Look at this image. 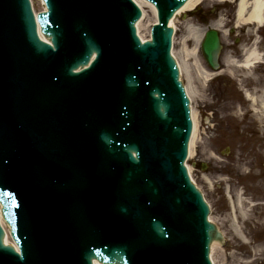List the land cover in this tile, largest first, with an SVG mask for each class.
I'll return each mask as SVG.
<instances>
[{
  "label": "water",
  "instance_id": "1",
  "mask_svg": "<svg viewBox=\"0 0 264 264\" xmlns=\"http://www.w3.org/2000/svg\"><path fill=\"white\" fill-rule=\"evenodd\" d=\"M172 1L174 0H166L164 5L159 6L161 24L155 25L153 28L152 34L154 41L151 43L147 42L146 44H141L136 35V29L134 26L135 20L140 16L139 9H136V5L132 4L133 2L131 0H45L49 11L47 13L41 12L38 15V20L42 25L43 31L53 36L54 44L56 46L59 45L57 53L53 57H50L53 55V49L51 50V47L48 44L38 39L39 37L36 33L34 14L32 9H30L31 5L29 0H0V65L4 62H9L7 61V56L20 55L27 46L32 49L34 48L36 53L43 51V56L45 57L44 61L42 58L40 59L42 60L40 63L43 64L44 69L38 68L37 72L32 71L33 74L29 72L28 75H25V79L19 80L16 77H13L14 81H17L15 82V87L10 83L11 78H8L5 81V87L8 89L12 88L14 92L10 94V96L6 97L8 99H4V94L0 92V150L2 149V145L9 142V139L6 138V136H3L8 134L6 132L8 131L6 128L9 123L18 124L17 127L13 129V132L19 134L18 138L15 137L16 142L22 138L23 134L28 133L27 131H33L32 128H35L38 120L36 118V111H40V113H42L43 109L39 108V105H37V107L31 106L35 105L37 102V98L33 97L36 95L41 97L42 94L40 91H45V87L52 85L54 82L57 87H59V84L61 85L66 83L68 80V74L70 76L75 75L74 73L78 72L79 69L83 67L79 66L82 63L80 61L89 59L93 50L97 51V57L100 58V62L98 63L96 61L93 66L98 67L95 72V74L98 73V75L95 76L102 78L97 79L98 86L93 89L94 92L91 89L92 84L90 83L86 96L89 95L88 92H92L93 95L86 97L84 88H82L83 85L81 83H76V86H73L67 94H63L64 99H59L55 102V106H63L67 103L66 100H70L72 105L75 104L76 106V110L68 107L74 115H79L80 113L91 115L98 107L103 112L102 117L100 118L102 120L101 122L106 123L104 124L106 126L108 123H111L112 125L114 123L116 125L119 123V117L122 115L119 108L118 110L112 109L115 104L114 102L117 101V98L106 96H113V94L118 90L116 82V79H118L117 70L119 73L124 72L123 76L125 79L123 86H125L124 88H126L127 91L122 89L121 93L119 90L118 95H120V97L124 96L126 99V96L128 97L130 93L134 92L135 96H132L130 99L132 101L127 103L128 110L132 111L134 106V110L137 107H140V109H145L147 115L151 116L150 122L152 123L151 126L153 133L151 135V139H149V151L152 150L154 152V147H156L159 141H161V148L164 149L156 156V158H154L152 153L149 154L150 157L153 158L150 159L151 163L148 166L146 165V161L144 159L140 161L139 166H137L139 173L137 172V177L135 178L138 181L134 183L130 182V179H127L128 183L132 186L131 188L134 190L131 191V189L128 188L130 186L129 184L120 186V192H123L122 198H120L118 202L112 203L115 206L112 212L117 210V213H122V219L125 225L128 224V228L133 229L145 226L144 230L146 231L147 239L149 238L150 231L152 230L154 235L157 236L156 238L160 239L159 242L155 243L161 246L164 244L165 237V231L163 230V227H161V221L159 219L157 221L153 219L151 225H149L148 215H142L143 212L140 208L141 204L139 209H135V211H131L129 204H132V199H134L136 192H140V194L136 193L139 194V196L143 193H147L149 201L154 207L157 205L155 200H162L160 202L161 207L166 206L168 208V213H166L167 215L165 216L164 221L168 222V230L171 231L170 234L172 237L176 238V243L179 246L177 253L180 254L183 252L182 257L188 264H210L207 259L208 245L214 228L213 225H210L207 222V206L204 205L202 198L195 187L191 185L187 177L186 169L184 165H182L186 157L185 154H187V143L190 136L189 133H191V121L187 105L188 102L183 94L181 85L176 78L171 80L169 77V79L166 80L167 83L163 84L157 81L155 77V70H157L162 59L160 54H158V51H153L152 47H160L163 51L166 50L167 55L169 54L172 29L167 27V22L173 13L171 11L179 6V3H175L169 11L168 5L169 2L171 3ZM185 1L186 0H182L183 3ZM167 2L168 4L166 5ZM192 2L193 0H187V2L175 13L173 18ZM181 4L182 3H180V5ZM135 12H138V16L136 19L132 20L130 16L134 15ZM141 14L142 17L137 22V26L140 25L145 18V15L143 13ZM118 17L122 18L121 22H119ZM173 18H171L169 26L171 25L174 28ZM64 19H69L66 26H63ZM56 21H58V24L57 27L54 28ZM75 21H77V23ZM90 31L93 34H99L101 36V43L103 46L99 47V43L92 40L93 38L90 37ZM85 35L89 37H87L86 40L82 38ZM78 37H81L80 39L86 44L81 46L85 49V54L82 58L84 60L78 61L76 60L77 58H75L73 60L75 62L72 63L69 71L68 69L64 70L65 67L63 66H65L66 62L72 60V47L74 45H78L79 43L81 44V42L77 40ZM217 40L218 34L215 30L208 31L205 40H203V50L206 52V56L209 60L208 62L213 66V62H215L214 60H216L217 57V52H215L216 50L213 51V48L218 42ZM101 48L104 50L103 57L101 55ZM131 51L133 54H131L130 60L126 65V61L123 57L124 55H130ZM174 52L175 49L173 46L172 53L175 56ZM61 54H65V56L62 58ZM115 57L119 59L121 58L120 62L116 63L113 61V59L115 60ZM14 58L18 59V57ZM140 58L143 62L142 65L144 68L139 62ZM168 58L169 57L167 56V59L166 61H163V64L168 65L169 69L176 72L174 69V63H172ZM71 67L74 68L73 71ZM125 67H128V70L125 71ZM145 68H148V70ZM179 68L181 71V79L185 80V76L180 65ZM34 69H37V66H35ZM150 70L154 71L150 72ZM126 72H128V74ZM84 74L88 75L86 72ZM75 76L78 75L76 74ZM5 77L6 71L4 65L0 69V78L5 79ZM110 77L113 78L110 79ZM114 77H116V79H114ZM78 78H80V76ZM3 86L4 85H0L1 88ZM54 88L55 87L53 85V89ZM133 89H135V91H133ZM136 90L138 91L137 93H135ZM58 91L59 88H57V92ZM161 91H164V94L160 93ZM149 92H151V94ZM149 94L151 95L152 100L150 101L152 103L148 106V110L147 106L143 103V98ZM136 96L141 99L139 100ZM162 96L164 98L161 100L160 98ZM102 97L106 99L105 102L102 100ZM107 103L111 104V106H109V110L108 108H105ZM8 110H10V113H8ZM134 110L132 112L135 113L136 111ZM172 110L174 114L170 113ZM31 111H35L31 114L32 116L28 113ZM11 112H13V115L9 117ZM25 114L32 117V119L26 122V124L23 122ZM192 122H194L193 115ZM56 128H58V126ZM78 128L80 131L82 130V127L79 126ZM42 132L43 133L41 134L43 137L51 136V133H48V130ZM121 132H123V130L114 133V135L110 138L99 134V139L102 143L106 144L107 147L110 146L109 143L113 139L115 144L119 139L120 141L128 142L125 135H118V133ZM23 141H25L24 138L22 142ZM26 147L27 146H24L25 149ZM55 147H58V145ZM138 148L137 144H132V142H130L129 145L122 147L121 153H117L119 156L127 154L132 163H136L137 158L133 156L132 152L135 151L138 156H141V150ZM103 149L106 150V148ZM28 151L33 156H37V148L28 149ZM44 153L46 154V152ZM114 153L115 152H112V154ZM40 157L43 156L40 155ZM158 157L163 159V161L160 162L159 168L155 165V159ZM69 160L71 162L74 161L73 158ZM74 163L76 165V170H78L82 166L83 160H81V158L75 159ZM143 166L147 167L143 168ZM4 169V164L0 163V172H4ZM158 170L160 171V175H157L156 179L155 172ZM105 176L106 175H103L104 181H106ZM4 179L5 176L0 175V190L5 187L4 183L6 182H4ZM160 179L163 180L161 181ZM114 189L115 192L119 193L116 188ZM130 191L131 195L134 191L133 198H131L132 196L130 195ZM136 201L138 203L141 202L140 200ZM106 205H108V199L103 197V200L100 201L99 207H105ZM9 208V205L5 204V212L10 211L7 210ZM156 208H158V205ZM139 216L142 220H145L147 225L150 226L149 228L144 224L135 225L133 223L134 220L137 221L139 219ZM209 219L212 221L211 216ZM92 230L93 228H91V231ZM101 232L104 234L103 230ZM218 232L219 233H216V236L212 239L213 242L209 255L210 258L212 246L225 240L220 231ZM181 234L183 235V241L181 240V237H179ZM2 235L3 232L0 228V255L3 256L0 257V264H21V258L15 255L16 253L14 252V249L3 244ZM12 235H14L15 238L18 237L17 233H13ZM31 236L33 238L38 236V231H28V233H26V237H24L23 234L21 236L19 235V237L24 240L20 244L23 248V252L25 246H31L34 249L36 248V250L40 248V242L34 243L33 245L28 243L29 241L27 238L30 239ZM130 236L132 235L130 234ZM6 237L7 231L3 237L5 243ZM181 243H183V245H181ZM35 245H38L39 248ZM141 248L142 247L137 243L134 248V253L142 250ZM15 249L19 251L16 246ZM123 252L124 251L119 250L118 253H114L113 256L110 257H116L115 254H117L119 262H123L125 264H130V261L135 264L142 263V260H138V257L133 253L127 252V255H125ZM4 253L13 254L16 259L12 260L11 257L6 259ZM42 253L44 252H40L39 255L43 256ZM99 257L107 261L113 260L105 253L100 254ZM94 264L102 263L101 261L99 262L98 260H94Z\"/></svg>",
  "mask_w": 264,
  "mask_h": 264
},
{
  "label": "rangeland",
  "instance_id": "2",
  "mask_svg": "<svg viewBox=\"0 0 264 264\" xmlns=\"http://www.w3.org/2000/svg\"><path fill=\"white\" fill-rule=\"evenodd\" d=\"M199 4L196 11H184L177 17L174 53L179 58L183 56L182 44L187 38V47L194 49V33L190 31L193 26L203 35L214 20L220 19L227 24L222 29L229 35L222 39L220 75L216 72L206 83L193 81L197 89L192 96L193 106L200 125L195 152L188 165L210 204V216L228 240L223 244L224 257L217 256L218 264H264V115L257 113L245 96L246 91L254 88L260 95L264 90V61L252 71L232 67L225 61L227 57L243 59L252 32L259 39V51L264 54V40L260 42L263 30L256 34L254 30L248 33L235 27L236 3L232 0H202ZM37 8H41L38 2ZM148 12L142 27L146 37L154 22V15ZM196 56L210 71L203 54L199 52ZM184 76L187 83L188 77ZM237 192L247 203L256 204H247V216L241 217L237 224L241 236L228 216L229 201L237 197Z\"/></svg>",
  "mask_w": 264,
  "mask_h": 264
},
{
  "label": "bare ground",
  "instance_id": "3",
  "mask_svg": "<svg viewBox=\"0 0 264 264\" xmlns=\"http://www.w3.org/2000/svg\"><path fill=\"white\" fill-rule=\"evenodd\" d=\"M134 1L137 2V4L142 8V12L145 15L143 22L137 26L139 36L141 37L143 42H145L147 40V37L143 34L142 27H144L145 20H146L147 16L149 15L148 11H150V13H152L154 15V23L157 22V20H158L157 19V9L153 4L148 3V1H146V0H134ZM232 1L236 3V9H235L236 24H235V27L241 28V30H245V32H248V33L252 32L254 30L255 33L257 34V32H262L261 29L264 32V28H263L264 27V0H232ZM201 2H202V0H193V2L190 5H188L182 11L192 10ZM33 4L35 6V0H33ZM182 11H180V13L177 14L173 18L174 19V29L176 30V32H177V28L175 26L176 19L180 14L183 13ZM226 25H225L223 20H220V19L214 20L211 24V27L208 29V31L215 30L218 34V40H217L218 42L214 45L215 47L213 48L214 49L213 51L216 50L215 52H217L216 60H214L215 62H213L214 66L208 62L209 60H208V57L206 56V52L203 50V48H204V46H203L204 41L203 40H205V37H206L208 31H205V34L201 35L200 31L197 27L193 26L190 28V31L192 33H194V38H192L195 40V41L193 40L195 42L194 49H189L187 47L188 46L186 43L188 40V38H187L184 41L185 44L184 43L182 44L183 45L182 46L183 56L181 58H179L177 56V54L175 53V57H176L179 65L182 69L183 74H186V76L188 77V82H187L188 84H186V86H187L188 95L191 98V100H192V96L195 95V92H197V89L195 87H193L194 86V83H193L194 80H198V81L200 80V82L206 83V81L215 77L216 72H218L217 75H220V73H221V72H219L222 69L221 63H220V58H221L222 52H224L222 39H224L225 37H227L229 35L227 30L222 29ZM234 28H232V30ZM263 32H262V35L260 34V42L262 40H264V33ZM250 36H252V40L244 48L242 60L231 59V57L226 58L225 61H227V63L229 65H232V67H235V68L240 67L242 69H247L249 71H252L250 69L254 68L257 64L259 65L261 62L264 61V55L258 49L259 48L258 47L259 39H256L255 37H253V32ZM42 37L45 38L46 36L42 35ZM202 41H203V43H202ZM174 42H175V36H174ZM188 43H189V40H188ZM198 51L201 52L205 56V58H204L205 62L208 65L213 66V68L210 67L211 68L210 71L208 69H206L205 66H203L201 63L198 62V57L196 56V55H199ZM233 71H234V69L229 71V72L232 73ZM256 91H258V90H256ZM245 96H246L247 100L249 102H251V106L253 107V109L255 111H257V113H261L262 115H264V90L262 91L261 95L259 96L255 92V88H254L251 91H246ZM191 110H192L194 122L192 123L193 124V130L191 133L192 137H191V141L189 143L190 144V147H189L190 148V150H189V156L190 157L195 152V145H197V136H198L199 125H200L199 121L197 120V113H196L197 111L195 110V108L193 106V100H192ZM188 168H189V172L191 175L192 172H191V167L189 165H188ZM229 197L231 198V196H229ZM247 202L248 201L244 200L243 196H241V194L239 192H237V197L235 199L232 197V200L229 201V203H230V209L229 210L230 211H229L228 216H229V219L231 217V219H232L231 224L234 225V227L236 228V231H239L237 234H239L240 236L242 235V233H241V229H239L240 227L237 224L239 223V220L241 217L247 216V214L245 213L246 212L245 207L247 206V204H249ZM249 205L255 206L256 204H255V202H252ZM251 206H250V208L253 209ZM1 214L2 213L0 211V219L3 223L2 225H4V227H5V222H4ZM211 219H212V217H211ZM212 221H214V220L212 219ZM220 233L222 234V236L224 237L225 240H223V241L219 242L218 244H215L214 246H212V251H211L212 264H218V258H217L218 255L221 257H224V251H223L224 245L223 244L226 243L228 240H226L227 239L226 235H223V232L221 230H220ZM5 244L13 245V246L17 247V245L14 244V241H12V238L9 235V232H7ZM218 252L220 254H218Z\"/></svg>",
  "mask_w": 264,
  "mask_h": 264
}]
</instances>
